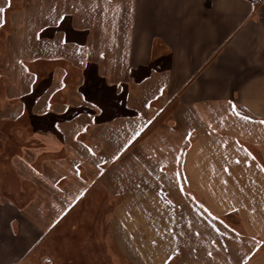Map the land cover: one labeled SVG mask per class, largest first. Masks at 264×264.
I'll use <instances>...</instances> for the list:
<instances>
[{
	"label": "crops",
	"instance_id": "0c3cea01",
	"mask_svg": "<svg viewBox=\"0 0 264 264\" xmlns=\"http://www.w3.org/2000/svg\"><path fill=\"white\" fill-rule=\"evenodd\" d=\"M7 14L15 59L3 57L12 66L1 69L0 76H39L30 67L41 62L56 66L54 76H66L69 69L82 76L86 65L95 64L98 76L118 83L140 66L138 73L148 77L138 86V108L157 96L151 119L161 113L158 126L166 133L161 142L179 139V131L186 134L187 148L178 160L186 165L188 191L244 194L234 208L264 209V198L246 205L247 194L264 193L248 178L264 176L256 162L264 161V0H0V23ZM56 26L53 36L37 38L42 29ZM153 63L161 67L149 69ZM211 176L217 178L212 183ZM203 203L179 206L206 208L213 228L219 226L217 235L203 232L202 250L195 254L201 259L189 264H263L258 234L249 226L258 216H236L238 222L230 223L225 217L229 202ZM217 209L222 212L211 217ZM18 215L24 217L13 202L0 199V264L4 250L12 248V261L36 242L34 228L30 237L11 232ZM175 216L179 223L178 211ZM29 223L18 225L27 229ZM243 242L252 248L244 250Z\"/></svg>",
	"mask_w": 264,
	"mask_h": 264
},
{
	"label": "rangeland",
	"instance_id": "374dc122",
	"mask_svg": "<svg viewBox=\"0 0 264 264\" xmlns=\"http://www.w3.org/2000/svg\"><path fill=\"white\" fill-rule=\"evenodd\" d=\"M11 25L9 14L4 15L0 23L1 72L4 69L7 71V68L12 66L9 65L10 63L6 64L7 62L3 58L6 54L12 56V53L15 51L12 48V43H9L13 30V26L11 27ZM70 25L72 26V30H74V22L69 23ZM54 34L55 31L51 32L50 36ZM79 37L81 38L80 34ZM17 51L18 53L23 52L21 49ZM13 57L12 60L14 61L15 57ZM9 61H11V58ZM55 67L53 63L46 64L41 62L37 66L30 67L33 68L32 70L41 73L39 76L12 75L2 78L0 76V199L10 200L15 204L18 212L24 214L25 218L18 215L19 218L11 223V232L16 233L18 231L19 236L22 235L23 237H30V229L34 228V230H38L39 226L44 225V223L46 225L52 223L53 218L58 216L59 213V208L56 207V203L53 201L61 203V200L66 197L65 193L70 195L68 190L75 192L81 186L80 184L86 178L84 172H82L84 168L87 171L94 170L93 168L86 167L82 161L77 160L72 141L80 140L86 145H89L93 140L100 138L102 143L106 144V137L100 131L102 130V126L97 129L96 126L89 127V125H94L95 123L84 115L74 120L58 121L57 130L55 129L54 131L52 129V132H46V130L51 131L47 129L50 128L48 126L49 120L47 116L60 114V105L62 103H65L66 109L74 107L77 104H83L88 109L93 108L94 110L97 109L94 107V103L95 105L98 103L104 104L105 111L108 110L105 101L102 102L99 98L91 97L92 94L88 89H86L85 93L87 92L86 97L89 100H84L80 91H82L84 80L86 79L84 76L86 73V70H84L85 67L82 70V76H78V70L74 74L73 69L67 70L68 73L66 76H54ZM180 77L183 79L186 76ZM34 90L35 92H33ZM160 94L161 90L158 95ZM41 96L47 98L45 109L34 113V104ZM156 97H153L150 101L153 108L158 105V99ZM92 99L93 101H91ZM135 104L137 106L138 102ZM12 106L16 107V112L13 117L8 112V109ZM58 106L59 109H57ZM98 111L99 109H97ZM152 111L147 110L144 117L148 118L151 114L153 116ZM168 115L165 114L164 117ZM34 123L38 127H34ZM158 123L160 124V122H155V124L147 128L145 134L139 138L136 146H130V148L134 147L135 155L139 157V160L133 159L126 161L123 159V156L119 155L120 157L118 159L109 163V165L111 164L108 169L109 171L107 170L104 173L105 175L100 177V181L85 192L80 203H77L73 208L67 210L66 214L62 215L58 224L52 230L47 229L48 231L32 247L28 248L26 246L24 249H21L22 253H19L20 256L13 258V260L17 261L18 264H147L142 260V241L144 244L149 245L150 239L156 238L155 236H158L160 233L163 234L165 232L163 231L165 227L162 225L163 222H167V218L171 214V218L174 219L177 211L179 212L180 219L182 216L184 217V213L186 217H193L192 220L196 223L194 226L197 227L184 230V227H186L184 225L185 221L184 223L179 221L180 224H178L177 222L175 223V218L173 224H178L176 231L179 233H183V231L185 233L188 232L186 234L194 239L200 238L204 226H202L203 222L198 221V219H202L200 215L209 217L211 211L209 212L206 208H197V210L194 208H190L189 210L179 208L182 205V198H178L174 192H172L171 196L170 189L161 195L163 204L167 206V208H164L155 198L151 199V196L148 197L149 194L154 195V193L145 190L142 193V188H138L139 183L144 184L145 180L142 181V176L130 175L129 177H122V174H124V171H128V168L134 171L138 170L140 174H142V169L146 170L145 168L153 172V166L147 164L150 162L153 165L155 163L159 170L160 168L164 169V165L169 168L170 172L174 169L177 170L176 172L174 171L172 178L170 177L171 180L168 179L165 182L163 179L165 183L169 185L170 182H173V184L184 183V176L177 166V159L181 158L182 153L185 152L183 149L185 146L180 141L182 136L179 139L177 138V140H175V137L173 140L166 139V142L162 143L160 136L162 134L164 136L166 133L164 131L165 129L158 126ZM71 124L77 126L78 133L75 131L76 127L70 129L65 128V126L67 127ZM36 129L38 131H35ZM44 140L49 141L50 145L48 144L47 146L45 143L42 145L35 144L37 141L40 143ZM183 140L186 141L187 138L184 137ZM176 154L178 156H175ZM68 156L71 157V161L68 160ZM152 156L157 157V160L155 161V158ZM256 162L260 166V170L263 169L264 161ZM74 163H77L76 167H78L76 177L71 172V166ZM16 165L25 167L27 169L25 172H28L27 174L42 173L47 177L50 174V178H56L59 175L62 180L58 185L54 186L55 191L53 192V187L49 184L46 187H39L41 189L40 195L37 194V188L34 187V183L30 179L28 180L26 177H21V179L17 178L12 171V168L14 169ZM107 165L108 162H103L99 166L102 168ZM44 167H47L45 168L46 171ZM248 178L254 179V186L258 187L259 190L264 189L263 175ZM149 179L153 181L154 177ZM156 179L162 181L159 176H156ZM230 179L234 181V178ZM65 182L70 183L68 189H63L62 192H59L58 189H62V187L66 188ZM180 188L181 192L184 193L182 195L184 200L189 203L194 201L197 206L200 205L199 203L201 201L205 204L212 203V201H220L217 199L218 196L216 194L210 195L207 192L197 191L193 194L188 191L187 185L184 187L181 185ZM33 190L35 191L34 194ZM257 193L258 191H254L247 194L248 202L246 205L261 202L260 200L264 198V193ZM43 195L45 196L43 197ZM49 195L51 200L48 198ZM142 196L147 197L146 201H142ZM204 203L203 205H205ZM28 205L30 206L28 210H23ZM248 210L245 209L242 211L244 213ZM212 211H214V214L212 213L213 216L211 217L216 215V211L222 212L220 209ZM250 212L253 213L256 210H251ZM258 213V222L255 225L249 226L257 232L259 249L264 253V209L258 210ZM236 216L238 215L235 213L225 215L230 223L238 222V217ZM26 219L35 221H33L34 225L27 229H25L26 227L23 224L18 225L19 221H28ZM222 219L226 221L224 217ZM143 221L145 223H153L155 221L154 223L158 227L155 230L147 224L145 225V230L142 225ZM211 222L213 224L212 220ZM231 225L233 227V224ZM210 226L212 228L213 225ZM228 226L230 225L228 224ZM188 235L187 239L190 238ZM24 244L26 242L22 243L21 246H24ZM178 251L179 248L175 249L169 258L166 259V256H164L162 259L160 249H149L148 256L152 259L151 264H181ZM4 252V256L1 258L2 264H12L13 260L11 261V259L13 256H9L13 255L12 253L14 251L11 248L10 250H4ZM162 253L165 255V252ZM263 255L258 258L264 264ZM250 258L247 260H251Z\"/></svg>",
	"mask_w": 264,
	"mask_h": 264
},
{
	"label": "trees",
	"instance_id": "16d2710c",
	"mask_svg": "<svg viewBox=\"0 0 264 264\" xmlns=\"http://www.w3.org/2000/svg\"><path fill=\"white\" fill-rule=\"evenodd\" d=\"M12 27V25H11ZM57 30V26L56 27H48L45 29H42L39 33L37 38L38 39H42V38H46L48 36H50L51 32H54ZM64 40V39H63ZM67 40V39H66ZM96 65L95 64H88L85 66L86 73L84 74L85 76V80H84V84H83V88L81 94L84 98V100L88 101L89 99L86 97L87 92L85 93L86 89H88L90 91V93L92 94L91 97L93 98H99V100H101L102 102L105 101L106 106L108 107L107 111H105V106L104 104H98L94 103V107H96L97 109H99V111L97 112V109L94 110L93 108L88 109V107L84 106L83 104H77L74 107H70L67 108L65 107V103L60 105V114L58 115H48L47 119L49 120L48 126L50 128H47L51 131H47L46 132H52V129L55 131L56 128H58V121H62V120H74L75 118H78L81 115H84L86 117H88V119H90V121L94 122V125H89L90 126H96V129L99 127H101L102 131L101 133L106 137V144H103L102 141L100 140V138H97L95 140H93V142L89 145H86L84 142L78 140V141H72L73 143V147H75V157L77 158V160L82 161V163H84L86 165V167L89 168H93L94 170H89L87 171L86 168L83 169L82 172H84V176L86 177L84 179V181L82 182V184H80L81 186L77 188V190L75 192H71L72 190H68L69 194L65 193L66 197L64 199L61 200V203H59L58 201H53L54 203H56V207L59 208V213L58 216H55L52 220V223H50L49 225H46L44 223V225L39 226L38 230H35V239L36 242H38L39 238L45 234V232H47L48 230H52L56 224H58L59 220H61L62 215L66 214L67 210H70L71 208H73V206H75L77 203H80L85 195V189H89L91 186H93L94 184L98 183V181H100V177L103 175H105L104 173L107 172V170L109 169L110 165L109 163H112L113 160L118 159L120 156H123V159L126 161H130L133 159H137L139 160V157H136L135 155V150L134 147L130 148V146H136V143L138 142L139 138L142 137V135L145 134L147 128H149L152 124H155V122H159V116H161V113L159 114V116H156L155 118H152V114L150 117L146 118L144 117L147 113V110H151L152 111V106L150 104V100L151 98L148 99L147 101V107H145L143 110L138 108L140 107L139 104H142V92L139 89V84L141 83L142 79L148 77V76H142V74L140 75L138 72L140 71L141 67H136L134 69H130V76H125V78L121 79L120 82L118 83H111L108 78V76H98L97 74V69H96ZM155 67H161V66H157L154 63L148 65L149 69H154ZM5 75H1V78L4 77ZM35 92V90L33 91ZM113 93V94H112ZM113 95V96H112ZM132 95V96H131ZM47 96V95H44ZM41 96L40 98H38L34 104L33 107V111H35L34 113L39 112L41 109L44 110L45 108V103L47 98ZM9 98V96H7ZM46 98V99H45ZM93 101V99L91 100ZM109 102V103H108ZM130 102H132V104H130ZM138 102V105L135 106V103ZM12 111H8L10 112L11 116L13 117L15 115V106H12ZM59 109V106L58 108ZM111 111H110V110ZM156 107L153 108V115L155 113ZM142 111H146L145 113H143ZM19 117V116H18ZM151 120V122L149 123V121ZM171 120V119H170ZM75 123V121H74ZM148 124V125H147ZM147 125V126H146ZM34 127H38L37 124L34 123L33 125ZM76 127V133L77 132V126H73V124L68 125L67 127L65 126L66 129H70V128H75ZM39 129V128H37ZM35 131H38V130ZM57 130V129H56ZM57 132V131H56ZM186 132V131H184ZM100 133V134H101ZM179 138L180 136H182L181 138L186 137V134L182 135L181 131H179ZM180 140L182 141V145H184L185 147L183 148L184 151L187 148L186 145V141H184L183 139ZM36 141V140H34ZM35 143V142H34ZM36 145L40 144L42 145L43 143L40 142L38 143V141L35 143ZM120 153V154H119ZM155 153V152H154ZM120 155V156H119ZM130 156V157H128ZM153 158H155L154 156H152ZM74 158V157H73ZM75 159V158H74ZM68 160L71 161V157L68 156ZM153 161V159H151ZM157 160V157L155 158V161ZM178 160V159H177ZM103 162H108V165L105 167H100L99 165L102 164ZM181 159L178 160V169H183L181 171H183V178H184V183H175L173 184V182H170V185L165 183L168 179H170L171 176V172L169 170V168H167L166 165H164V169L159 170L158 166L151 164L150 162H146L147 164H150V166H153L154 171L151 172L150 169L145 168L146 170L142 169V174L138 173V170H131L128 168V171H124V174H122V177H129L130 175H134V176H142V181H144L143 183H139L138 184V188L141 189L142 188V193L143 191H151L152 193H154V195H148V197L151 196V199H156V201L160 202L161 205H163L164 208H167L166 205L163 204L162 200H161V195L163 193H166L167 190H172L174 188V191L176 193V196H178V198H182V201L184 203V206H186V200H184L183 198V192H181V188L180 186L183 185V187L187 184V180L188 177L186 176V165L185 162H183V164L181 163ZM47 163V162H46ZM45 163V164H46ZM44 164V166H45ZM77 163L72 164L71 166V172L73 173V175L76 177V172L78 170V167H76ZM47 167H44V170L46 171ZM27 169L25 167H23L22 165H16L14 167V169L12 168L13 173L17 176L18 179H21V177H26L28 180L30 179L33 183H34V187L37 188V194H40L41 189L39 187H46L47 184L51 185V187H53L52 192L55 191L54 186L58 185L62 178L59 177V175L56 176V178H50V174H48L49 177L44 176L42 173L41 174H27L28 172H25ZM158 170V171H156ZM169 170V171H168ZM109 171V170H108ZM174 171L176 172L177 170L174 169ZM140 172V171H139ZM145 175V176H144ZM54 176V175H52ZM156 176H159L161 178V180L163 181V179L165 180V182L163 181H159L156 179ZM154 177L153 181H151L149 178ZM259 177V176H257ZM73 178V177H72ZM217 178H215L214 176H211L208 178V180L212 182H214ZM189 182H190V178H189ZM63 184V183H62ZM66 184V188L62 187V189H58L59 192H62L63 189H68V185L70 184L69 182H65ZM135 185V184H134ZM180 185V186H179ZM137 187V186H136ZM173 187V188H172ZM168 188V189H167ZM172 188V189H171ZM228 188V186H227ZM67 191V190H65ZM34 190H33V194H34ZM149 192V193H151ZM171 192V191H170ZM210 195L211 194H216L217 199H219L222 202H229V208L225 209V214L228 215L230 213H235L240 217L243 218H249L251 216H259L258 210H256L257 212L251 213V210H248L246 212H244L242 214V210L240 209H236L233 206V203H236V201L238 200L237 196L238 195H242L245 197L244 194H236L235 192H220L218 191V188L211 190L208 192ZM160 198H158L157 196ZM41 195V194H40ZM45 195H43L44 197ZM52 197V196H51ZM49 200H51L50 195L48 196ZM145 196H142V201H146ZM241 198V197H240ZM35 201V200H34ZM214 202V203H213ZM216 201H212L211 204H215ZM30 206H26L23 210H28ZM34 208V207H33ZM32 208V209H33ZM189 210V208H182ZM194 209L197 210L196 207H194ZM26 212V211H25ZM172 214L170 215V217L167 218V222H163V226L165 231L163 234L160 233L158 234V236H155L156 238L154 239H150L149 241V245L144 244V242L142 241V260L147 263V264H151L152 259L149 258V249H160V253L162 256V259L164 258V256H166L165 258H169L170 254H172V252L174 253L175 249L179 248V257L181 259V264H189V263H198L201 258H198V255L195 254H199L198 252H200L202 250V247L200 245V240L202 238V234L203 232L207 229V231L209 232L211 230V232L215 233L216 235L218 234V227L216 228H211L210 225H213L211 221H209V217L205 216V215H200V218L202 217V219H198V221L203 222L204 229L202 228V234L200 235V238L198 239H194L191 238L190 235L186 234L188 232H184L183 233H179L177 230L178 224H173V220L171 218ZM190 216L186 217L185 213H184V217L182 216L181 218V223H184V225H186V227H184V230H188V229H192L193 227H197L194 226L196 225L195 222H193V217L189 218ZM174 218V217H173ZM189 218V219H188ZM206 220V222H205ZM31 223L30 227H32L34 225V220H29ZM34 221V222H33ZM190 221V222H189ZM155 222V221H154ZM145 223L143 221L142 225L144 226L143 228L146 230L145 225L149 224L151 226V228H154L155 230L157 229L156 227H158L156 225V223ZM36 224V223H35ZM199 228V227H198ZM48 229V230H47ZM152 229L154 232L155 230ZM148 230V229H147ZM144 231V230H143ZM152 231V232H153ZM187 235L188 238L187 239ZM37 236V237H36ZM146 238V237H145ZM144 238V239H145ZM166 241V243H165ZM191 242H195V243H191ZM230 242V241H228ZM165 243V244H164ZM149 246V247H147ZM242 248L244 250H249V248H252L251 245L249 243L243 242ZM181 249V250H180ZM162 252H165V255H163ZM244 260H247V258H245ZM159 262V261H158Z\"/></svg>",
	"mask_w": 264,
	"mask_h": 264
},
{
	"label": "built area",
	"instance_id": "2783aa9c",
	"mask_svg": "<svg viewBox=\"0 0 264 264\" xmlns=\"http://www.w3.org/2000/svg\"><path fill=\"white\" fill-rule=\"evenodd\" d=\"M12 264H18V262L17 261H13Z\"/></svg>",
	"mask_w": 264,
	"mask_h": 264
}]
</instances>
